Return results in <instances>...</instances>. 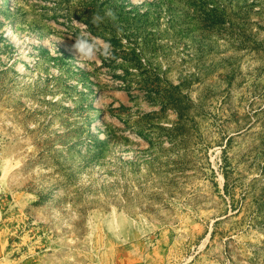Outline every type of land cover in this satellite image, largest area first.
Returning a JSON list of instances; mask_svg holds the SVG:
<instances>
[{
	"label": "rangeland",
	"instance_id": "374dc122",
	"mask_svg": "<svg viewBox=\"0 0 264 264\" xmlns=\"http://www.w3.org/2000/svg\"><path fill=\"white\" fill-rule=\"evenodd\" d=\"M0 264H264V0H0Z\"/></svg>",
	"mask_w": 264,
	"mask_h": 264
},
{
	"label": "clouds",
	"instance_id": "9594fccd",
	"mask_svg": "<svg viewBox=\"0 0 264 264\" xmlns=\"http://www.w3.org/2000/svg\"><path fill=\"white\" fill-rule=\"evenodd\" d=\"M106 19L115 22L117 19L115 12L111 9H107L103 15L96 12L92 15L91 23L99 27ZM74 23L78 24L79 22L74 21ZM72 47L78 54V62H92L96 59L98 53L105 59H109L113 55L110 42L104 41L101 43L98 39L93 38L87 31H82L79 35H76Z\"/></svg>",
	"mask_w": 264,
	"mask_h": 264
},
{
	"label": "bare ground",
	"instance_id": "6f19581e",
	"mask_svg": "<svg viewBox=\"0 0 264 264\" xmlns=\"http://www.w3.org/2000/svg\"><path fill=\"white\" fill-rule=\"evenodd\" d=\"M9 29V28H8ZM7 34L12 38V39H14V41L17 39L16 38V36L14 35V32L12 31V29H9L8 30V32H7ZM17 34V33H16ZM51 40H53V42L54 43H61V41H60V39L58 38V37H56V36H53V37H51ZM32 41V40H31ZM17 42V41H16ZM63 45H64V47H66V46H68L66 43H62ZM61 44V45H62ZM105 118L103 117L102 118V121L104 120ZM106 120V119H105ZM221 181H222V178L220 179ZM220 181V182H221ZM222 183V182H221ZM220 183V184H221Z\"/></svg>",
	"mask_w": 264,
	"mask_h": 264
}]
</instances>
